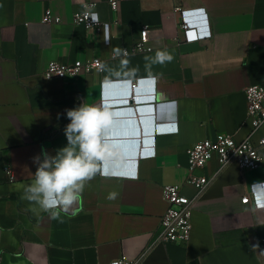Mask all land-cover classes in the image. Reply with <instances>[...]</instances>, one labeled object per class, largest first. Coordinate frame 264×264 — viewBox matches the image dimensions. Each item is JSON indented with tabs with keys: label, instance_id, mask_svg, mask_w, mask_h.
Returning a JSON list of instances; mask_svg holds the SVG:
<instances>
[{
	"label": "crops",
	"instance_id": "0c3cea01",
	"mask_svg": "<svg viewBox=\"0 0 264 264\" xmlns=\"http://www.w3.org/2000/svg\"><path fill=\"white\" fill-rule=\"evenodd\" d=\"M108 2L0 0V264H112L123 257L139 264H263L264 209L242 199L264 183V162L254 171L233 165L219 173L213 158L196 170L217 180L196 205L190 241L148 248L168 208L164 187L195 195L186 184L192 145L218 134L255 145L264 137V127L253 132L246 122L244 94L264 87V0H125L116 9ZM90 4H97L100 31L73 24ZM189 10H202L192 22L206 39L185 41L181 14ZM145 27L149 49L123 55ZM157 50L173 59L152 65L150 75L144 58ZM94 59L102 61L100 71L43 76L51 62ZM134 68L135 76L127 75ZM83 103L112 114L103 136L107 158L59 219L37 216L22 199L37 168L33 158L67 145L66 111Z\"/></svg>",
	"mask_w": 264,
	"mask_h": 264
},
{
	"label": "built area",
	"instance_id": "2783aa9c",
	"mask_svg": "<svg viewBox=\"0 0 264 264\" xmlns=\"http://www.w3.org/2000/svg\"><path fill=\"white\" fill-rule=\"evenodd\" d=\"M125 0H109V5L116 9L118 4ZM97 4H90L83 11L77 12L73 16V24L82 26L86 30H98L102 24L95 18ZM202 10L182 11L181 31L186 42H197L206 39L209 34H199L194 26L197 22H192V17L202 15ZM60 23V19L55 20ZM52 22V17L47 14L44 23ZM151 33L148 27L141 30L140 36L136 39L131 50L126 51L127 55L143 52L149 49ZM123 52V53H124ZM124 55V54H123ZM126 55V56H127ZM102 69L101 60H89L86 62L77 61L72 65H65L59 62H51L43 73L44 78L65 79L67 77H77L81 74H91ZM135 89L132 100L135 99ZM245 97L247 101L246 122L253 127V132L264 127V87L252 85L246 88ZM264 137L258 145L253 144L249 139L237 140L234 135L218 134L212 139L192 145L187 150L189 159V176L186 184L195 189V195L188 198L183 195V186H165L164 196L168 205L167 211L161 219L159 229L153 234L152 244L148 248L162 244H187L192 236V217L196 205L200 198L215 183L217 177H207L196 175V170L204 169L213 159L219 162V173L227 168L236 165L242 172L257 170L264 162ZM244 205L253 204L255 209H264V183L253 184L250 187V194L242 199ZM264 264V241L259 247ZM147 252V251H146ZM139 260H129L125 257L115 260L112 264H139Z\"/></svg>",
	"mask_w": 264,
	"mask_h": 264
},
{
	"label": "clouds",
	"instance_id": "9594fccd",
	"mask_svg": "<svg viewBox=\"0 0 264 264\" xmlns=\"http://www.w3.org/2000/svg\"><path fill=\"white\" fill-rule=\"evenodd\" d=\"M127 55L126 51L123 53ZM115 55L120 56L117 49ZM145 69L151 75L152 65L171 62L173 56L166 50H157L154 57L144 58ZM129 61L124 59L121 65L127 68ZM138 68L131 69L127 75L135 76ZM69 119L65 127L67 145L55 156L46 151L34 157L37 165L32 183L25 186L22 199L33 207L35 215L48 213L54 220L60 218L61 211L67 212L81 197L85 183L100 170V162L107 158L108 145L104 142V130L110 125L112 114L105 108L87 103L66 111ZM116 193H110L109 199H115Z\"/></svg>",
	"mask_w": 264,
	"mask_h": 264
}]
</instances>
